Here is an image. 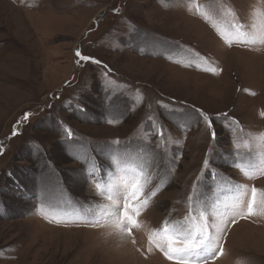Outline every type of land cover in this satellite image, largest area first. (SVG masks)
Segmentation results:
<instances>
[{"label": "rangeland", "instance_id": "obj_1", "mask_svg": "<svg viewBox=\"0 0 264 264\" xmlns=\"http://www.w3.org/2000/svg\"><path fill=\"white\" fill-rule=\"evenodd\" d=\"M222 2L0 0V264H176L156 246L162 222L199 208L224 228L235 185L264 193V177L233 166L264 167V44L228 46L217 31L239 21L259 34L264 0ZM77 50L102 63H77ZM130 168L141 195L167 185L139 227L108 199L123 208ZM256 211L226 225L223 254L204 264H264Z\"/></svg>", "mask_w": 264, "mask_h": 264}, {"label": "snow or ice", "instance_id": "obj_2", "mask_svg": "<svg viewBox=\"0 0 264 264\" xmlns=\"http://www.w3.org/2000/svg\"><path fill=\"white\" fill-rule=\"evenodd\" d=\"M209 8L216 12H220L225 8V4L222 0H211ZM115 11L119 12V9H116ZM228 11L233 18L236 17L237 13L235 11L231 8H229ZM201 14L204 15L205 19L209 18L208 15L204 13ZM213 27H215V25H213ZM249 28V31H245V25L237 21L236 23L231 24L230 32H222L219 29H217V31L228 46H232L233 44L247 45L249 43L257 42L264 44V30L260 31L258 34L255 24H251ZM75 55L78 58L77 63L91 62L98 65L102 63L94 57L83 55L80 50H77ZM196 59H199V55L194 58V61ZM196 66L199 67L198 64H196ZM104 67L107 68L106 65ZM205 71H209L214 75L220 74V70L214 67L205 69ZM251 94L255 95V93ZM80 110L83 109L81 108ZM195 111L199 114L200 119L206 123L211 139H215L216 132L212 118L201 109H196ZM261 116H264V113H261ZM225 118H227V114H225ZM25 119H28L27 115L25 116ZM149 119L151 120V117H149ZM109 123H112V121H109ZM238 123L239 122L236 121L235 118H232L231 124ZM66 131L68 138L71 139L73 136L72 131L70 129ZM19 134L20 133L14 128L12 136L15 137ZM158 134L163 135L162 132ZM260 137L264 138V133H260ZM176 143H179V141H176ZM4 151L5 149L3 145L0 144V155H3ZM208 164V160L203 162L205 170H207ZM233 166L237 167V169L240 170L243 175L247 176L248 179L264 177V167L257 168L253 172H247L240 169L238 164L234 163ZM127 171L134 175L130 184L125 182L126 187L130 188V192L126 198L122 197L124 199L122 209L119 207V201L115 198L113 189H109L111 194L108 196V199L112 201V204L115 206L114 210L111 212V216L117 217L121 210H123L124 220L139 227L137 218L141 215V208L146 209L147 206H149L150 200L155 198L158 191L162 190V188L167 185L158 186L156 190L141 195L144 185L141 184L140 177H143V172H137L136 168H130ZM147 183L148 181L145 180V184ZM97 187L99 188V185H97ZM234 191L235 204L229 208L228 213L225 214L227 216L231 213V219H224L222 221L225 225L224 228L210 224V217L206 216L205 212L201 211L199 208L189 209V214L184 218L185 223H177L176 225L170 226L167 222H162V227L158 229L155 234L159 235L160 239L165 241V243H160L159 241L156 242V246L164 256L169 260H176V264H204L209 258H215L218 253L223 254V249L220 246V239L222 238L220 233L226 231V225L228 223L235 224L237 218H245L247 216L258 214L256 211L257 209H259L260 213H264V193H259L255 186H252L251 189H249L247 185H235ZM138 198L142 200V203H137L135 206H132V202L137 201ZM189 199H191V197H189ZM45 218H47V216ZM79 218L84 219V217ZM56 222L61 221L57 220ZM96 223H99V220H97ZM213 226L216 227V234L210 235L209 229ZM117 227H120L121 230H123L122 223L117 222ZM149 239L152 243L153 236L150 235Z\"/></svg>", "mask_w": 264, "mask_h": 264}, {"label": "trees", "instance_id": "obj_3", "mask_svg": "<svg viewBox=\"0 0 264 264\" xmlns=\"http://www.w3.org/2000/svg\"><path fill=\"white\" fill-rule=\"evenodd\" d=\"M213 177H214V179H218L215 175Z\"/></svg>", "mask_w": 264, "mask_h": 264}]
</instances>
